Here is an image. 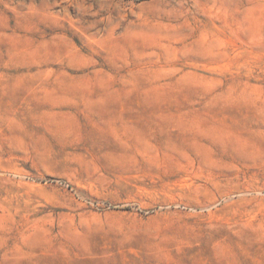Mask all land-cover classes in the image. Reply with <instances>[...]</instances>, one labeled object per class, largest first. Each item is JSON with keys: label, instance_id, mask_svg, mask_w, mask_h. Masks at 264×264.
<instances>
[{"label": "rangeland", "instance_id": "374dc122", "mask_svg": "<svg viewBox=\"0 0 264 264\" xmlns=\"http://www.w3.org/2000/svg\"><path fill=\"white\" fill-rule=\"evenodd\" d=\"M0 264H264V0H0Z\"/></svg>", "mask_w": 264, "mask_h": 264}]
</instances>
